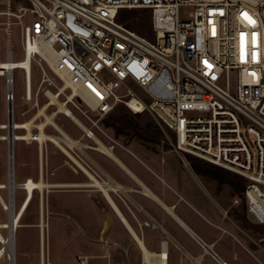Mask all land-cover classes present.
Instances as JSON below:
<instances>
[{"label":"built area","instance_id":"2783aa9c","mask_svg":"<svg viewBox=\"0 0 264 264\" xmlns=\"http://www.w3.org/2000/svg\"><path fill=\"white\" fill-rule=\"evenodd\" d=\"M133 8L147 15L146 32L119 21L123 9ZM15 25L41 78L33 85L31 67L24 66L1 74L7 86L8 126L0 127L8 136L0 138L8 145L6 181L16 180L11 144L15 161L21 139L14 132L27 130L13 128L14 71L20 68L24 101L38 106L44 86L46 105H57L50 104L55 95L70 110L61 113H74L90 140L99 132L111 137L101 120L120 104L134 114L149 113L165 134L172 133L181 157L191 154L244 176L247 212L264 224V0H6L0 34L11 35ZM67 80L71 87L63 89ZM29 177L35 180L26 176L21 183ZM1 189L10 200L11 189Z\"/></svg>","mask_w":264,"mask_h":264},{"label":"rangeland","instance_id":"374dc122","mask_svg":"<svg viewBox=\"0 0 264 264\" xmlns=\"http://www.w3.org/2000/svg\"><path fill=\"white\" fill-rule=\"evenodd\" d=\"M5 8L6 0H0V10ZM186 12L184 9L180 11L181 15H185ZM146 17L145 12L133 8L123 9L118 19L131 30L146 32L148 26ZM7 50H12L15 61L21 60L23 62L25 60L20 31L16 25L13 26L11 35L7 33L0 34L1 61L6 60ZM31 72L32 83L37 85L41 78V71L34 62H31ZM49 72L58 80L60 85L63 84V81L53 71L50 70ZM14 75L15 119L17 122L30 120L34 114L48 103L49 99L45 94L46 88L41 87L39 105L32 107L33 105L23 99L25 94L23 70L20 68L15 69ZM6 89L5 77L0 75V123L7 120ZM36 90H38L37 87ZM65 93L69 94L70 90L67 89ZM142 95L147 99L143 93ZM64 96L62 94L61 99ZM57 105H46L45 113L40 112L42 115L32 120L33 126L35 127V125L45 121V114L52 115L53 124L56 123L57 127L48 122L45 126V132L62 137L63 130L66 136L69 137L70 144L72 142L77 144L70 147L63 142L70 153L64 151L49 139H46L42 144L34 139H31L30 142L20 140L15 143L14 169L16 166V181L22 182L26 176H33L35 180H38L40 172H42L43 180L49 184L42 191L45 242L43 255L45 264H78L81 257L87 258L88 264H145L143 252L137 241L123 224L103 192L92 185H66L67 183L80 184L91 181L90 176L84 171L83 167H86L98 179L108 180L109 175L105 172L104 166L108 167V165L114 163V160L102 152L86 146L87 144L95 146L96 142H104L106 145L114 146V152L128 166H131L133 162L139 163L140 160L153 164L149 161V158L155 157L160 163L177 170L178 175L185 178V181H182L183 183H193V192L196 191L195 193L200 197L206 198L203 200L211 203L216 212H219L216 203L209 200L206 193L207 187L217 198L220 208L227 213V221L236 227L238 226L239 229L241 228V233L251 243H257L259 249L264 252V234L252 232L236 218L235 211L238 210L240 213H246V217L251 223H256L243 208L246 205L243 192L235 193L228 184H219L216 180L196 174L190 165L188 155L180 157L173 150L170 133L165 134V138L159 144H152L137 136L117 135L113 128H108L103 124V119L101 120L102 127L106 129L111 137L99 132L100 138H95L100 140L95 139L93 141L84 136L82 125L79 126L75 123L76 121L74 122V120L58 111ZM28 109H31L29 113L26 112ZM124 109L126 108L124 107ZM25 112L26 114H24ZM147 119H149L148 114L141 117L142 122ZM78 120L80 123L81 120ZM32 131L37 133L38 129L33 128ZM5 132L4 129L0 128V135ZM18 132H23V130H18ZM40 148L42 149V157ZM7 154V142L0 139V182H6L8 179ZM185 163L187 164L185 165ZM193 174L198 175V178ZM117 180L122 182L127 180L129 184L132 183H130V179L126 174H118ZM190 181L192 182L190 183ZM53 183L63 184L56 186L52 185ZM121 189L123 188L111 189L110 194L134 228V223L138 224L137 219L134 217V203L131 198L134 197V192L132 190L127 192L124 190L123 192ZM190 191L188 188V192ZM0 192L5 199H8L6 189H1ZM15 196L16 208H18L26 196V190L21 187L16 188ZM199 199L201 200V198ZM40 212L41 193L36 189L33 199L21 219L22 226L20 225L16 230L15 264H41ZM139 214L143 224L146 223L144 216L141 213ZM7 220V212L0 203V221ZM166 229L175 235L173 226L167 225ZM2 232L5 235L8 234V228H2ZM137 233L151 251L161 250L163 240L168 241V251L171 254L168 264H182L184 260L180 258H186L183 252L180 254L176 241L167 237L161 228H153L145 224V229H141L138 225ZM183 263L190 264L191 262L187 258ZM0 264H10V261L4 256L0 259Z\"/></svg>","mask_w":264,"mask_h":264},{"label":"crops","instance_id":"0c3cea01","mask_svg":"<svg viewBox=\"0 0 264 264\" xmlns=\"http://www.w3.org/2000/svg\"><path fill=\"white\" fill-rule=\"evenodd\" d=\"M63 133L64 132H62V137L60 138H63ZM74 144L76 143L72 142L70 144L71 147ZM87 147L96 149L92 145H87ZM112 151L114 152L113 146ZM116 156L120 161L108 156L114 160V163L108 165V167L104 166L105 172L109 175L107 181L98 179L85 167L83 169L90 176V182L80 184L67 183L66 185L95 186L93 180L98 179L106 186L110 196V190H114L118 187L123 188L121 189L123 192L124 190H126V192L132 190L134 192V197H131L134 203V217L137 219L138 224L134 223L133 228L128 218L121 210L120 211L134 231L137 233L138 225L141 229H145V224L153 228H161L162 231L166 233L167 237L176 241L180 254L183 252L184 256H186V258L182 257L180 259L185 261L189 258L190 264H220L222 260L228 261L229 264H264V252L259 249L257 243H251V241L241 233V228L239 229L238 226L236 227L234 224H230L227 221V213L220 208L217 198L207 187L206 193L209 200L216 203L219 212H216L211 203L203 200L206 198L200 197L195 193L196 191L193 192V183H183L182 181H185V178L182 176L180 177L177 170L171 168L169 165L160 163L155 157L149 158V161L153 164L140 160L139 163L133 162L131 166H128L117 154ZM186 164L187 163H185V165ZM118 174H126L130 179V183H132L129 184L127 180L123 182L119 180V182L117 180ZM194 176L198 178V175L195 174ZM40 179L43 180L42 172H40ZM191 182L192 181H190V183ZM62 184L63 183H53L52 185L60 186ZM95 187L103 192V190L99 189L97 186ZM188 188L191 190V193L188 192ZM42 191L40 192L41 196ZM105 197L109 201L106 195ZM199 198H201V200ZM112 200L114 201L113 198ZM109 203L113 207L111 202ZM166 207H171L183 223H181ZM113 209L129 230L127 224L116 209L114 207ZM139 213L144 216L146 223L143 224ZM167 225L173 226L175 235L168 232L166 229ZM163 242H166L168 245V241L163 240ZM168 253L170 256V251H168ZM184 261H182V264H184Z\"/></svg>","mask_w":264,"mask_h":264},{"label":"bare ground","instance_id":"6f19581e","mask_svg":"<svg viewBox=\"0 0 264 264\" xmlns=\"http://www.w3.org/2000/svg\"><path fill=\"white\" fill-rule=\"evenodd\" d=\"M11 55V54H10ZM12 56H10L9 59H6L5 61H1L0 60V75L2 73H11L12 69L11 67H15V66H24L27 67L28 69L31 67V62H32V57L31 55H25L24 53V58L25 60H23V62L21 60L15 61L13 58H11ZM66 84L63 87V89L71 87V82L69 80L65 81ZM12 88V87H11ZM51 103L50 104H58V111L63 112V113H67V115H70V110L68 109L67 105L63 102H60L57 97L55 95H53L51 97ZM47 106H45L44 108H42L40 110L41 113H45L44 109ZM39 112V113H40ZM40 113V114H41ZM46 116V120L35 125L36 128L39 129V131L37 133H33L32 131V127H34L33 125V121H26V122H17L14 121L13 124V128L15 127V129L18 128H26L27 130L24 133H17L16 130L14 132V136L15 138L18 139H25L27 140V142H30L31 139H37L39 140V142L42 144L46 139L53 141L58 147H60L61 149H63L64 151H67L68 153H70L67 149H66V144L64 145V143H67L70 146V140L67 136H65V134L63 133V138H60L58 136L55 135H50L47 134L45 132V126L48 122H50L51 124H53L52 121V115L49 114H45ZM72 120L76 121L79 123V120L77 118V116H75L74 113H71V117ZM81 123V122H80ZM56 124V123H55ZM55 124H53L55 127H57ZM4 127V126H8V123L5 122H1L0 123V127ZM57 129V128H56ZM61 132V131H60ZM63 132V130H62ZM4 137H8L7 135L5 136H1L0 138H4ZM12 138V136H10V139ZM98 139V138H95ZM100 140V139H98ZM64 142V143H63ZM96 149H98L99 151L107 154L110 157L115 158L116 160H119L118 157L116 156V154L112 151V146L110 145H106L104 142H96L95 146ZM72 153V152H71ZM73 154V153H72ZM13 152L11 149V169H13L14 167V160H13ZM72 156V155H71ZM75 156V155H74ZM41 157H42V149H41ZM73 157V156H72ZM78 161V160H76ZM120 161V160H119ZM42 164V163H41ZM83 167V165H81ZM85 168V167H83ZM89 172V171H88ZM93 184L95 186H97L99 189L103 190L104 194L108 197L109 202H111V204L113 205V207L116 209V211L119 213V215L121 216V218L125 221V223L127 224L131 234L133 235V237H135V239L137 240L142 252H143V257H144V261L145 264H168V260H169V253L167 250V243L163 242V247L161 250L159 251H151L149 250L145 243L143 242V240L137 235V233L134 231V229L131 227V225L127 222L126 218L124 217V215L122 214V212L120 211V209L118 208L117 204L112 200L111 196L109 195L106 186L98 179H94L93 180ZM22 186L25 190H26V196L24 197L22 203L20 204V206L18 208H16V203H15V198H13L12 195V190H16V188ZM49 186L48 183H46L44 180H41L40 178L38 180H34L32 178L29 177V180L21 183V182H17L16 180L14 181L13 178H11L10 182L6 181V182H0V187H6L11 189V197L10 200H6L1 192H0V197H1V203L3 205V207L5 208L7 215H8V220L7 221H0V259L2 257H7L10 261V264H15V253H16V247H15V234H16V230L17 228L21 225V219L23 217V215L25 214L30 202L33 199L34 196V192L36 189H38L40 192L43 190L44 187ZM42 197V196H41ZM42 198H41V212H40V238H41V264H45V259H44V255H43V251H44V222H43V214H42ZM167 205V204H166ZM167 209H169L171 211V213L181 222L182 220L174 213L173 209L171 207H166ZM22 226V225H21ZM2 228H8V234H3L2 232Z\"/></svg>","mask_w":264,"mask_h":264},{"label":"trees","instance_id":"16d2710c","mask_svg":"<svg viewBox=\"0 0 264 264\" xmlns=\"http://www.w3.org/2000/svg\"><path fill=\"white\" fill-rule=\"evenodd\" d=\"M122 106L118 105L103 120V124L108 128H113L117 135L137 136L152 144H159L165 138L164 131L149 113L134 114L125 106L126 109ZM144 114H148L149 119L142 122L141 117ZM188 160L196 174L216 180L219 184H228L235 193L243 192L244 196V189L247 183V179L244 176L191 154H188ZM243 208L247 212V206L245 205ZM235 213L236 218L244 227L254 233L264 234V224L251 223L244 212L240 213L236 210Z\"/></svg>","mask_w":264,"mask_h":264},{"label":"snow or ice","instance_id":"6c2138e0","mask_svg":"<svg viewBox=\"0 0 264 264\" xmlns=\"http://www.w3.org/2000/svg\"><path fill=\"white\" fill-rule=\"evenodd\" d=\"M243 15H245V17L247 18V14L245 13V14H243ZM249 20H250V22H252V23H254V21H251V19L249 18Z\"/></svg>","mask_w":264,"mask_h":264},{"label":"water","instance_id":"95a60500","mask_svg":"<svg viewBox=\"0 0 264 264\" xmlns=\"http://www.w3.org/2000/svg\"><path fill=\"white\" fill-rule=\"evenodd\" d=\"M11 149L13 150V146H12V144H11Z\"/></svg>","mask_w":264,"mask_h":264}]
</instances>
